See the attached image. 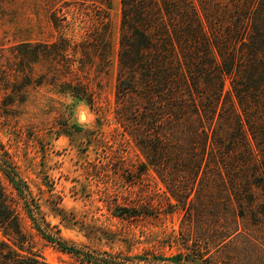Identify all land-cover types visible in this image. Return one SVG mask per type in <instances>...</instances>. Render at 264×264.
<instances>
[{
    "label": "trees",
    "instance_id": "trees-1",
    "mask_svg": "<svg viewBox=\"0 0 264 264\" xmlns=\"http://www.w3.org/2000/svg\"><path fill=\"white\" fill-rule=\"evenodd\" d=\"M82 1L88 32L76 49L72 77L59 69V58L71 47V39L60 37L19 43L25 74L15 82L31 84L26 70L45 63L49 80L63 93L93 105L92 74L107 76L114 63L112 0ZM120 4L114 117L120 135L143 156L137 179L156 174L164 186L159 204L168 213H183L186 241L205 243L197 258L207 264H264V0ZM50 19L60 28L56 10ZM6 82L11 84L10 76ZM1 175L24 200L37 230L61 250L78 253L37 223L27 187L0 147V233L8 240H0V264H50L25 247ZM124 210L119 216L141 215Z\"/></svg>",
    "mask_w": 264,
    "mask_h": 264
},
{
    "label": "rangeland",
    "instance_id": "rangeland-1",
    "mask_svg": "<svg viewBox=\"0 0 264 264\" xmlns=\"http://www.w3.org/2000/svg\"><path fill=\"white\" fill-rule=\"evenodd\" d=\"M82 2L0 0V147L27 187V204L37 223L55 239L60 237L79 250L63 251L45 238L24 200L1 175L16 205L26 235L25 247L50 264H107L110 260L207 264L198 252L204 251L205 243L193 245L184 239L188 231L183 213H168L159 204L158 192L164 186L156 174L151 171L137 179L134 171L143 156L127 135H120L114 117L120 0H112L111 10L114 63L107 76L92 74L93 105L63 93L49 80L51 72L45 63L34 65L32 71L26 68L31 84L27 79L15 82L25 74L18 62L17 45L60 37L71 39V47L59 58V69L62 76L72 77L78 65L76 49L88 32L81 16L86 8ZM54 10L60 28L50 19ZM124 209L141 215L119 216ZM3 239L8 241L0 233ZM177 255H182V260H175Z\"/></svg>",
    "mask_w": 264,
    "mask_h": 264
}]
</instances>
